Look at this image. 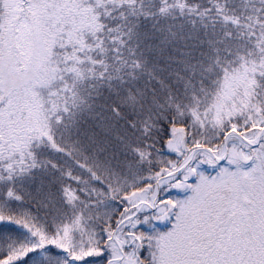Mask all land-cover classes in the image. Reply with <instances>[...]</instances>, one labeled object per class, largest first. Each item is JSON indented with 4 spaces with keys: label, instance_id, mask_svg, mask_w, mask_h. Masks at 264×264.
<instances>
[{
    "label": "snow or ice",
    "instance_id": "1",
    "mask_svg": "<svg viewBox=\"0 0 264 264\" xmlns=\"http://www.w3.org/2000/svg\"><path fill=\"white\" fill-rule=\"evenodd\" d=\"M0 264H264V0H0Z\"/></svg>",
    "mask_w": 264,
    "mask_h": 264
}]
</instances>
